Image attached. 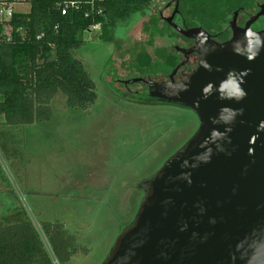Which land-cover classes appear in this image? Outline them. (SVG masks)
Here are the masks:
<instances>
[{
	"label": "rangeland",
	"instance_id": "1",
	"mask_svg": "<svg viewBox=\"0 0 264 264\" xmlns=\"http://www.w3.org/2000/svg\"><path fill=\"white\" fill-rule=\"evenodd\" d=\"M168 1L155 0L132 20L118 22L110 42L98 39L99 27L84 33L76 58L95 86L96 99L88 108H67L58 93L48 120L1 132L0 217L5 205L26 208L27 203L37 224L62 223L78 250L58 264H102L116 227L136 215L140 185L198 130L187 107L122 98L107 86L111 77L126 81L165 73L159 52L170 53L174 39L182 43L178 36L168 37L162 22L154 29L152 15L159 8L167 15ZM14 9L27 12L29 3H16ZM255 25H264V17ZM10 188L18 200L8 194Z\"/></svg>",
	"mask_w": 264,
	"mask_h": 264
},
{
	"label": "water",
	"instance_id": "2",
	"mask_svg": "<svg viewBox=\"0 0 264 264\" xmlns=\"http://www.w3.org/2000/svg\"><path fill=\"white\" fill-rule=\"evenodd\" d=\"M171 1L165 3V6ZM163 21L198 55L183 80L144 81L150 98L191 109L195 135L150 182L133 223L102 264H264V28L242 27L217 42L201 26ZM139 82L142 78L123 81Z\"/></svg>",
	"mask_w": 264,
	"mask_h": 264
},
{
	"label": "trees",
	"instance_id": "3",
	"mask_svg": "<svg viewBox=\"0 0 264 264\" xmlns=\"http://www.w3.org/2000/svg\"><path fill=\"white\" fill-rule=\"evenodd\" d=\"M63 1L27 0L28 11L15 12L9 21V40L3 39L0 24V135L3 130L48 120L51 101L58 93L65 98L67 108H88L96 99L95 86L76 58V51L85 42L84 33L99 25L98 39L110 42L118 22L132 20L155 0H78L77 9L69 8L61 14L59 5ZM178 1L186 26L221 33V39L228 35L224 25L231 12L253 4V0ZM152 21L156 30L159 20L152 17ZM162 24V30H170L169 38L180 36L166 22ZM159 55L168 72L175 65V58L162 51ZM9 190L8 194L18 200L13 189ZM1 212L0 264H53L23 207L5 205ZM38 223L58 262L78 250L74 236L67 234L62 223ZM115 245L116 242L111 245L105 259Z\"/></svg>",
	"mask_w": 264,
	"mask_h": 264
},
{
	"label": "flooded vegetation",
	"instance_id": "4",
	"mask_svg": "<svg viewBox=\"0 0 264 264\" xmlns=\"http://www.w3.org/2000/svg\"><path fill=\"white\" fill-rule=\"evenodd\" d=\"M171 1V4L168 6L164 5L165 9H168L169 12L167 13V15H163L162 14V8H159L157 10L156 13H154L152 15L153 18H157L160 22H163V17H169L172 14L173 11V4H174V0H169ZM264 4V0H253V4L252 6H250L249 8H245L243 6H239L237 9L233 10L230 14V18L226 20V22L228 23L229 20L231 19V17L233 16L234 11H237L236 13V25L239 27H242L245 22L253 15H255L258 11H259V6ZM178 5H179V1H178ZM264 17V13L262 15H260L251 25L250 28L252 30H260L264 28V25H255L256 22L258 21V19L260 17ZM172 21L177 24L180 27H188L186 26V24L184 23V20L181 17V13L178 7V12H176L173 15ZM227 31H228V35L225 39H221V33H212L209 31L211 38H213L215 41L217 42H222L226 39H228L231 35V30L228 27H226ZM180 35V34H179ZM180 37V39H182V43L179 45L177 43V41L174 39L173 40V44L171 45V49L172 51L170 53H168L169 56H173L175 58V65L168 71L165 72L164 74H161L160 78H155V76L149 74V73H145L144 75L138 77V78H142V81L139 82H134L137 84L136 87H134L133 89H131L129 87V85L132 83L131 81L124 84L122 81L125 79H121V78H113L111 77L110 81L107 82V86L109 88V90L112 93H115L117 96L122 97V98H128V99H132L134 101H138V102H163V103H169L163 100H159V99H155V98H150L147 95V85L146 83H144V81H167L168 80V75L170 74V72L175 68V66L178 63L183 62V64L175 71L174 75H173V80L175 82L181 81L183 80L189 73H191L197 66V59H198V55L195 52H191L189 54L184 55L182 52L175 50V47L177 46L178 48H182V49H188L190 48L194 43L192 39H188L183 37L182 35L178 36ZM164 62V60H163ZM162 62V64H163ZM115 84H118L120 86L121 89L119 88H115ZM171 103V102H170ZM172 104H177V103H172ZM179 105V104H177ZM195 135V134H194ZM193 135V136H194ZM192 136V137H193ZM191 137V138H192ZM159 171L157 173H155L154 175H152L151 177H149L148 179L144 180V182L140 185L141 188L143 189V197L141 199V203L139 205V208L136 212V215L140 209V206L143 202V199L145 197V195L149 192L150 189V182L151 180L158 175ZM135 215V217H136ZM135 217L130 220L127 224H120L119 227H116V236L114 238V242H117L118 238L120 237V235L133 223ZM118 221V220H116ZM118 224V222H117Z\"/></svg>",
	"mask_w": 264,
	"mask_h": 264
},
{
	"label": "built area",
	"instance_id": "5",
	"mask_svg": "<svg viewBox=\"0 0 264 264\" xmlns=\"http://www.w3.org/2000/svg\"><path fill=\"white\" fill-rule=\"evenodd\" d=\"M24 1L27 2V0H0V24H2V26H3V28H2V37H3V39L9 40L11 38V36H12V28H11V25L9 24V21H10L11 17L13 16V14L15 12H20V11H16L14 9V4L21 3V2H24ZM78 6H79L78 0H64L59 5L60 13L61 14H65L66 11L69 8L77 9ZM87 14L88 13H85V15H87ZM95 27H99V25H93V26H91L90 29L95 28ZM16 195L18 197V194H16ZM24 202H25V200H24ZM23 209L25 210L26 213L29 210V213L32 214V211L30 210V208H29L27 203H26V208L23 206ZM30 214L27 213L31 223L33 224V226L36 228V230L41 235V237H42V239H43V241L45 243V247H46V249H47V251H48V253H49L50 257H51L52 263L53 264H58L56 259H55V257H54V255L52 254L50 246L48 245L45 237L43 236V233L41 231L39 223L37 224L36 221L34 222L33 219H35V218L33 217V214H32L33 219H31L30 216H29Z\"/></svg>",
	"mask_w": 264,
	"mask_h": 264
},
{
	"label": "crops",
	"instance_id": "6",
	"mask_svg": "<svg viewBox=\"0 0 264 264\" xmlns=\"http://www.w3.org/2000/svg\"><path fill=\"white\" fill-rule=\"evenodd\" d=\"M101 203H103L104 205H106L104 202H101ZM110 219H111V217H110ZM116 223L118 222V221H116V219L114 220ZM113 221V222H114ZM113 244V242H111L110 244H109V248H107V250H106V252H105V255H104V258H103V260L105 259V257H106V254L108 253V251L110 250V248H111V245Z\"/></svg>",
	"mask_w": 264,
	"mask_h": 264
}]
</instances>
